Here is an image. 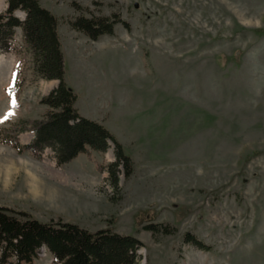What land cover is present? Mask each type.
Returning a JSON list of instances; mask_svg holds the SVG:
<instances>
[{
	"label": "rangeland",
	"instance_id": "1",
	"mask_svg": "<svg viewBox=\"0 0 264 264\" xmlns=\"http://www.w3.org/2000/svg\"><path fill=\"white\" fill-rule=\"evenodd\" d=\"M40 5L57 19L76 110L102 124L132 166L128 176L119 167L114 188L112 146L61 166L49 149L18 152L57 82L36 75L17 30L13 51L0 53V206L133 236L137 264H264V0ZM82 17L120 23L91 40L71 27ZM149 223L174 229L152 234ZM52 261L39 252L34 264Z\"/></svg>",
	"mask_w": 264,
	"mask_h": 264
},
{
	"label": "trees",
	"instance_id": "2",
	"mask_svg": "<svg viewBox=\"0 0 264 264\" xmlns=\"http://www.w3.org/2000/svg\"><path fill=\"white\" fill-rule=\"evenodd\" d=\"M0 13V53L13 51V38L21 30L22 41L32 56L36 75L57 86L40 103L48 112L30 125L29 144L13 146L21 152L40 155L49 149L57 165L71 162L88 150L105 153L113 148L114 161L107 166L108 180L117 188L119 167L130 174L131 159L115 137L100 123L83 117L75 108L77 95L64 79V58L57 32V19L40 5V0H6ZM21 12L24 16H16ZM120 20L106 17L78 18L74 30L96 40L111 35ZM144 229L152 234H171L173 227L149 223ZM185 241L200 250L209 247L186 234ZM141 243L130 235H120L111 228L90 232L74 223L40 222L25 212L0 206V264H34L42 248L53 258L52 264H137Z\"/></svg>",
	"mask_w": 264,
	"mask_h": 264
},
{
	"label": "bare ground",
	"instance_id": "3",
	"mask_svg": "<svg viewBox=\"0 0 264 264\" xmlns=\"http://www.w3.org/2000/svg\"><path fill=\"white\" fill-rule=\"evenodd\" d=\"M1 3V2H0Z\"/></svg>",
	"mask_w": 264,
	"mask_h": 264
}]
</instances>
